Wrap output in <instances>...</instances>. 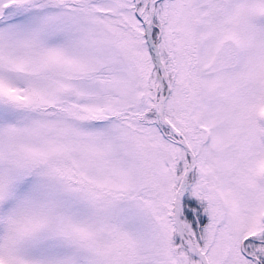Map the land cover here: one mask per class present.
I'll return each instance as SVG.
<instances>
[{"label":"snow or ice","instance_id":"6c2138e0","mask_svg":"<svg viewBox=\"0 0 264 264\" xmlns=\"http://www.w3.org/2000/svg\"><path fill=\"white\" fill-rule=\"evenodd\" d=\"M0 264H264V0H0Z\"/></svg>","mask_w":264,"mask_h":264}]
</instances>
